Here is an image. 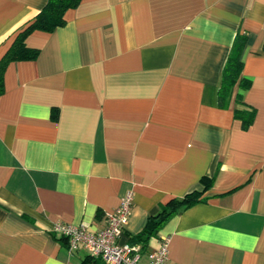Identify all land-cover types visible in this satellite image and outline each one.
<instances>
[{"label":"crops","instance_id":"crops-1","mask_svg":"<svg viewBox=\"0 0 264 264\" xmlns=\"http://www.w3.org/2000/svg\"><path fill=\"white\" fill-rule=\"evenodd\" d=\"M46 1L0 0V59ZM64 18L28 34L36 58L3 72L0 264H83L53 225L97 230L127 190L123 243L169 199L204 198L149 238L139 264L162 238L164 264H264V0H81ZM236 32L255 108L246 129L235 90L218 105Z\"/></svg>","mask_w":264,"mask_h":264},{"label":"trees","instance_id":"trees-1","mask_svg":"<svg viewBox=\"0 0 264 264\" xmlns=\"http://www.w3.org/2000/svg\"><path fill=\"white\" fill-rule=\"evenodd\" d=\"M81 0H47L45 5L23 27L17 31L15 37L0 59V94L3 92V72L11 61L32 60L36 58L38 50L25 44V38L35 30L53 31L65 23L64 14L69 8L79 4ZM247 41V34L236 32L228 57L222 69L221 83L218 89V105L226 107L234 91L233 116L240 120L243 129L248 128L255 117V108L246 104L243 93L251 85L250 78L242 74V52ZM204 180V178H202ZM204 200L201 192L193 190L182 197L169 199L159 210L148 217L143 229L130 236V244L138 245L140 252L146 247L150 237L156 236L163 225L177 212H180L196 202ZM63 237V236H62ZM65 238V237H64ZM98 258L87 255L83 264L93 263Z\"/></svg>","mask_w":264,"mask_h":264},{"label":"built area","instance_id":"built-area-1","mask_svg":"<svg viewBox=\"0 0 264 264\" xmlns=\"http://www.w3.org/2000/svg\"><path fill=\"white\" fill-rule=\"evenodd\" d=\"M132 206L133 192L127 190L120 197L118 206L105 213L103 227L94 230L84 223L75 225L56 222L52 231L65 237L69 252L81 247L88 255L101 259L104 264H139L140 247L120 241ZM167 258L168 242L166 238H162L158 247L148 252L147 264H164Z\"/></svg>","mask_w":264,"mask_h":264}]
</instances>
